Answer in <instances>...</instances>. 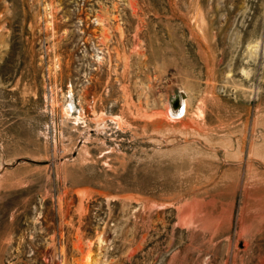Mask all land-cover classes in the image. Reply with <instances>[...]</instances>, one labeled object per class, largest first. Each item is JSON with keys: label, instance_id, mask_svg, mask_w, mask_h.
Listing matches in <instances>:
<instances>
[{"label": "rangeland", "instance_id": "rangeland-1", "mask_svg": "<svg viewBox=\"0 0 264 264\" xmlns=\"http://www.w3.org/2000/svg\"><path fill=\"white\" fill-rule=\"evenodd\" d=\"M0 264H264V0H0Z\"/></svg>", "mask_w": 264, "mask_h": 264}, {"label": "bare ground", "instance_id": "bare-ground-1", "mask_svg": "<svg viewBox=\"0 0 264 264\" xmlns=\"http://www.w3.org/2000/svg\"><path fill=\"white\" fill-rule=\"evenodd\" d=\"M186 106V105H185Z\"/></svg>", "mask_w": 264, "mask_h": 264}]
</instances>
